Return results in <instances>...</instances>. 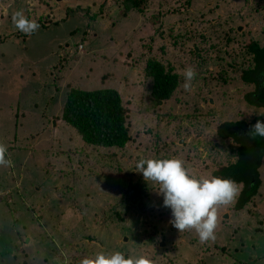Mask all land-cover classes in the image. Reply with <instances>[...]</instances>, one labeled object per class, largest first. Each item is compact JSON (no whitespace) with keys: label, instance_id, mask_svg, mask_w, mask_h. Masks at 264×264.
Listing matches in <instances>:
<instances>
[{"label":"rangeland","instance_id":"obj_1","mask_svg":"<svg viewBox=\"0 0 264 264\" xmlns=\"http://www.w3.org/2000/svg\"><path fill=\"white\" fill-rule=\"evenodd\" d=\"M148 1L151 9L139 14L97 0H44L48 7L0 0V143L13 164L0 166V264H79L116 251L153 264H264V232L255 234L264 231V158L258 196L239 213L233 203L219 206L216 238L203 243L194 229L172 226L159 185L136 168L141 159L175 157L190 175L211 178L236 162L227 149L232 140L215 130L264 115L248 102V95L257 101V87L240 79L255 67L248 44L264 49V13L252 27L247 19L264 0ZM168 6L176 9L159 15ZM21 10L47 15V26L25 37L13 23ZM123 37V50L102 44ZM82 40L84 50L76 52ZM150 52L179 76L193 67L191 90L184 81L169 102L153 103L143 71ZM61 57L63 68L53 70ZM261 81L262 90L263 74ZM67 84L114 89L132 112V141L87 147L71 127L54 122Z\"/></svg>","mask_w":264,"mask_h":264},{"label":"trees","instance_id":"obj_2","mask_svg":"<svg viewBox=\"0 0 264 264\" xmlns=\"http://www.w3.org/2000/svg\"><path fill=\"white\" fill-rule=\"evenodd\" d=\"M97 1H102V3L108 5L115 4L119 8L122 7L123 9H127V11L136 10L139 14L151 9L148 0H112L110 4L108 0ZM169 1L173 2L172 0ZM179 1L182 2L183 0ZM39 3L46 5L45 7L49 6L44 0H39ZM159 5L161 7V4ZM100 8L103 9V7ZM174 9H176L175 6L172 8L168 6V8L163 9V14L159 13V15L166 17L173 13ZM257 9H259V12H253L254 19L253 15H250L252 12H249L247 15V19L249 20L248 23L250 22L249 25L251 27L257 23V18L255 17H261L264 13V5L259 6ZM34 13L32 14V12L28 11L25 17L39 24L40 27L36 31L38 32L40 29L47 26L46 22L49 17L47 15L46 17H35ZM126 13L127 12L124 14L126 15ZM159 15L157 14V17H159ZM55 23L57 24L58 21H55ZM19 32L22 33L21 31ZM24 35L25 37L29 36L28 34ZM126 42L127 41L124 40L123 37L122 40H115L114 38L110 40L105 39L102 41V44L107 43L111 47L118 46L119 50H123ZM80 43L83 44V40L80 41ZM247 50L250 51V54L254 55L255 67L251 71L243 72L240 79L243 83L255 85L258 89L256 93H254V96H258L257 101H252L250 99L251 95H248V102L253 103L257 107H264V89L261 90V82L263 83L261 77L262 74L264 75V49H260L255 43H249ZM147 57L145 62L147 64L143 71L145 83L150 87L149 98L153 103H156V105L159 102L167 103L173 98L174 93L180 89V83H184V76H179V74L173 72L171 68L168 69L162 61L154 58L151 52L148 53ZM65 60L64 57H61L57 63V67H54L55 69L53 70L62 69ZM65 89L68 91L65 95L61 112L59 116L55 118L54 122H57L61 126L71 127L83 142L86 143L87 147L93 148L97 146L101 147V149L110 150L115 147L124 148L132 141V137L128 131L129 124L127 123L128 119L130 121L132 112L123 106L121 97L114 89L101 88L87 91L76 88L75 86L71 87L68 84ZM200 117H202L203 120H207L210 115L208 113V117L205 115ZM200 117L198 119H200ZM257 120L264 122V115L255 119L250 125H246L244 121L222 123L215 130L219 139L228 140V142L229 139L232 140V145L227 148L232 154L229 159L235 156L238 157L234 164L221 166L212 173V176H217L222 179H234L238 183L243 181L242 191L232 206L233 213H239L248 206L252 202L251 200L258 196V190L262 184L259 168L264 158V138L256 137L252 139L248 136L250 127L254 125ZM198 122L200 121H196V123ZM192 124L195 126L194 123ZM206 128H208V125ZM177 132V134L180 135L184 134V132ZM198 134L200 135L201 132H198ZM179 138H182V136ZM235 145L237 146L236 149H234ZM223 155L224 154H222V157L225 158ZM196 156L197 155L194 157ZM187 157L188 160H190V156ZM197 178H199V176ZM7 201L8 200L4 202L7 204ZM6 206L9 207V205ZM8 207L4 206V208ZM117 216L120 218L119 215ZM260 221L261 220H259V223L264 229V218H262L261 222ZM262 232H264L262 228H259L255 234L263 235ZM80 262L81 261H79V264Z\"/></svg>","mask_w":264,"mask_h":264},{"label":"clouds","instance_id":"obj_3","mask_svg":"<svg viewBox=\"0 0 264 264\" xmlns=\"http://www.w3.org/2000/svg\"><path fill=\"white\" fill-rule=\"evenodd\" d=\"M13 23L18 30L28 35L40 27L36 21L28 20L23 10L14 14ZM83 50V44H77L76 52ZM195 76L193 67L189 66L184 70L185 91L191 90V82ZM248 136L252 139L264 138V122L257 120L250 127ZM6 153L7 146L0 143V166L12 167V161L6 159ZM136 168L145 182L151 181L159 185L157 194L163 196V206L171 210L172 226L179 232L194 229L202 243L215 240L218 207L234 203L243 186V181L238 183L234 179H222L217 176L196 178L189 174L185 162L175 157L141 159L137 162ZM80 264H153V262L143 256L126 258L124 253L116 251L96 253L92 257L82 259Z\"/></svg>","mask_w":264,"mask_h":264},{"label":"water","instance_id":"obj_4","mask_svg":"<svg viewBox=\"0 0 264 264\" xmlns=\"http://www.w3.org/2000/svg\"><path fill=\"white\" fill-rule=\"evenodd\" d=\"M56 1H61V0H56ZM161 247H163V243H162V245H160Z\"/></svg>","mask_w":264,"mask_h":264},{"label":"flooded vegetation","instance_id":"obj_5","mask_svg":"<svg viewBox=\"0 0 264 264\" xmlns=\"http://www.w3.org/2000/svg\"><path fill=\"white\" fill-rule=\"evenodd\" d=\"M261 94V93H260Z\"/></svg>","mask_w":264,"mask_h":264}]
</instances>
